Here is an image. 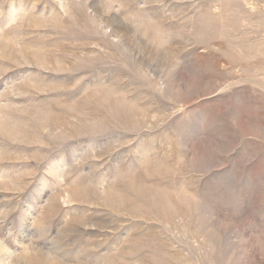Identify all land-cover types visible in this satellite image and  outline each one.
<instances>
[{
	"label": "rangeland",
	"instance_id": "1",
	"mask_svg": "<svg viewBox=\"0 0 264 264\" xmlns=\"http://www.w3.org/2000/svg\"><path fill=\"white\" fill-rule=\"evenodd\" d=\"M0 264H264V0H0Z\"/></svg>",
	"mask_w": 264,
	"mask_h": 264
}]
</instances>
